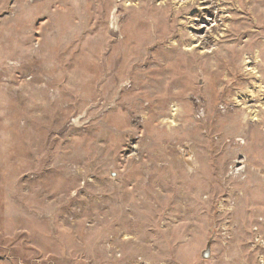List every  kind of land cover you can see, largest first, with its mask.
Here are the masks:
<instances>
[{
  "label": "rangeland",
  "instance_id": "obj_1",
  "mask_svg": "<svg viewBox=\"0 0 264 264\" xmlns=\"http://www.w3.org/2000/svg\"><path fill=\"white\" fill-rule=\"evenodd\" d=\"M0 264H264V0H0Z\"/></svg>",
  "mask_w": 264,
  "mask_h": 264
}]
</instances>
